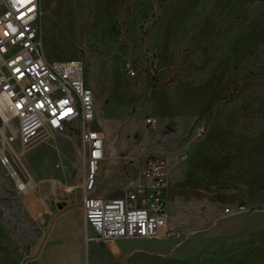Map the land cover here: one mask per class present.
I'll list each match as a JSON object with an SVG mask.
<instances>
[{
	"label": "rangeland",
	"instance_id": "obj_1",
	"mask_svg": "<svg viewBox=\"0 0 264 264\" xmlns=\"http://www.w3.org/2000/svg\"><path fill=\"white\" fill-rule=\"evenodd\" d=\"M93 5L98 17L91 30L80 26V18L93 22V14L80 13V0L48 2L41 23L46 59H82L86 77L91 73L89 50L99 53L98 47L112 43L123 55V65L116 56L110 60L118 77L150 89H172L178 83L182 99L197 102V116L190 120L197 128L188 141L175 139L173 150L183 151L182 158L202 151L223 155L214 162L204 158L202 171L169 172L181 182V196L185 201L203 197L206 214L213 199L220 200L223 212H242V220L264 212V0H98ZM80 33L89 34L81 38ZM126 62L135 77L126 73ZM152 104L112 99L103 107L118 122L127 119L130 125L119 132V125L113 124L115 130L106 134L110 158L99 165L98 179L105 189L101 197L113 189L121 191L116 182L122 184V175L136 172L128 165L125 172L117 167L120 156L137 164L166 143L147 138L145 118ZM6 120L0 117V145L17 129L15 120L5 125ZM216 120L233 123L228 127L232 137L225 125L211 131ZM13 147L19 151L17 141ZM11 163L23 180L29 174L33 182L27 192H20L0 164V264H96L92 245L87 252L76 227L68 233L57 230L62 219L80 221L82 212L84 154L78 131H42L20 160ZM189 218L177 223L193 222ZM177 231L133 241L130 262L122 264H166L195 256L194 241L203 229ZM164 257L168 259L163 263Z\"/></svg>",
	"mask_w": 264,
	"mask_h": 264
},
{
	"label": "built area",
	"instance_id": "obj_2",
	"mask_svg": "<svg viewBox=\"0 0 264 264\" xmlns=\"http://www.w3.org/2000/svg\"><path fill=\"white\" fill-rule=\"evenodd\" d=\"M40 19V0H0V117L17 122L15 135L5 137L0 145V164L17 189L25 192L33 179L25 170L28 177L23 180L11 160H20L40 132L74 128L84 154L81 207L85 226L94 233L90 239L112 242L170 235L163 195L166 166L161 156L129 164L136 172L129 176L123 195L103 198L94 194L106 148L103 134L93 127V92L85 84L81 59L44 58ZM124 66L128 76L135 77L132 65L126 62ZM145 122L156 126L153 118ZM16 141L18 152L13 147Z\"/></svg>",
	"mask_w": 264,
	"mask_h": 264
},
{
	"label": "crops",
	"instance_id": "obj_3",
	"mask_svg": "<svg viewBox=\"0 0 264 264\" xmlns=\"http://www.w3.org/2000/svg\"><path fill=\"white\" fill-rule=\"evenodd\" d=\"M49 1L50 0H40V25L42 23L44 10ZM97 1L98 0H92L90 4L89 2L86 3V1L80 0V13L93 14L91 17L93 22H90V20L84 21L80 18V26L88 25V28L92 30L96 18L98 17L96 15L97 9L93 8V6H95L93 5L94 2L97 4ZM57 9L61 10L59 8ZM88 34L89 33H80V37L83 38L84 35ZM97 51L99 53L95 50H89L88 67L91 73L86 77L83 73L85 84L87 87L91 88L93 92L95 116L93 127L103 134L106 142V134L115 130L112 126L115 124L119 125L120 132L124 129L122 127L123 125H130V123L127 119H122L118 122V119H114L111 113L104 112L103 107L105 104H109L112 99L126 103H134L144 99L152 101V112L147 115L146 118L155 119L156 126L151 128L145 122L148 133L147 138L151 142L161 140L163 143L166 141V143L163 144V147L157 145L155 150H151L144 158L152 155L162 156L168 167L166 170V186L163 192L166 203L167 230L171 233L178 229L180 233L189 234V232L193 230L203 229V232H198L199 235L194 241L196 243V247L194 248L196 252L194 254L195 256L192 257L191 255L190 257L192 258L189 257L186 260L174 259L172 263H168L170 261H167L168 258L164 257L160 258L162 262L164 263L167 261L168 264H264V212L250 213L247 215V219L242 220V212H223L221 210L220 200L213 199L211 201L209 200L211 212H207L206 214L204 212L205 199L203 197H194L193 199L186 198L187 201H185L181 196V182L173 180L174 178L169 175V172L179 171L181 169H185L186 173L191 171H202L203 166L206 165L203 161L204 158L209 159V162H214L213 159L223 156L212 151H202L198 152V154L191 153L190 157L184 156V158H182L181 152L183 153V151H175L172 148V143L175 139L180 138L184 141H188L192 135L195 134L197 125L190 120H194L197 116V102L182 99L181 86L178 83L174 84L172 89H150L146 84L144 86H136L134 83L135 80L126 76L118 77V73L115 72L110 61L113 56H116L123 65V55L116 44L110 43L105 47H98ZM44 58L46 59L45 56ZM82 62L85 71V62L83 60ZM109 115L110 118L108 117ZM101 118L105 122L104 124L99 123ZM232 124L233 123H229L225 125L220 120H216L212 124L211 131L215 132L222 130L225 125L226 133L232 137V132L228 130V127H230V129L234 127ZM221 141L224 142V139L222 138ZM105 148V159L109 160L108 142L105 143ZM128 163L125 156H120L119 162L116 165L117 167H123V172H125L127 165L130 168ZM129 178L130 177H126V175H122V184H120L119 181L116 182V185H120L121 191L116 192L113 189V192H110L108 195L106 194L104 198L123 195L125 189L129 185ZM101 183V180L97 178L94 194L99 197H101L105 191V189H102L103 186ZM185 206L189 207L185 208ZM209 210L210 208L207 209V211ZM184 218L187 221L189 218V220H193V222L177 223L178 220H184ZM57 227L60 233H68L71 229L76 227L79 233L78 237H80V240H78L80 243L83 242L87 252L89 251V246L92 245L91 259L96 264H122L123 262L127 263V261L129 263L133 253L131 249L133 241L154 240L121 239L112 242H95L90 239L94 236V233L90 228L85 226L83 211L80 215V221L76 220L74 222L70 218H65L59 222ZM61 229L63 231H61Z\"/></svg>",
	"mask_w": 264,
	"mask_h": 264
},
{
	"label": "bare ground",
	"instance_id": "obj_4",
	"mask_svg": "<svg viewBox=\"0 0 264 264\" xmlns=\"http://www.w3.org/2000/svg\"><path fill=\"white\" fill-rule=\"evenodd\" d=\"M79 35H80V34H79ZM7 121H8V120L5 121V123H4L5 125H7ZM9 127H10V126H9ZM0 131L2 132V129H1V128H0ZM11 131H12V129H11ZM16 131H17V129H16ZM16 131H12L11 133L15 135ZM3 141H4V139H3ZM2 149H3L2 146H0V151H2ZM31 185H32V184H29L28 187L26 186L27 190H26L25 192H27V191L30 189V186H31ZM25 192H24V193H25Z\"/></svg>",
	"mask_w": 264,
	"mask_h": 264
}]
</instances>
